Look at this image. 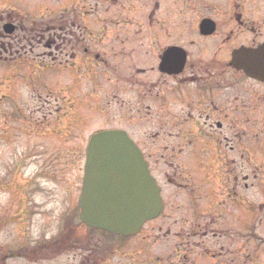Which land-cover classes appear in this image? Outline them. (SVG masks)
Listing matches in <instances>:
<instances>
[{
  "label": "flooded vegetation",
  "instance_id": "1",
  "mask_svg": "<svg viewBox=\"0 0 264 264\" xmlns=\"http://www.w3.org/2000/svg\"><path fill=\"white\" fill-rule=\"evenodd\" d=\"M59 1L0 0L1 76L78 68L90 80L87 109H73L69 99L42 107L45 117L80 128L92 121L91 109L126 132L163 209L136 236L88 230L76 216L79 224L72 217L56 239L30 243L31 218L21 216L20 202L15 210L8 190L14 214L7 196L0 264L55 255L139 264V256L154 261V254L164 264H244L245 207L264 211V81L235 64L264 49V0H61L56 7ZM52 91L38 95L48 103Z\"/></svg>",
  "mask_w": 264,
  "mask_h": 264
},
{
  "label": "rangeland",
  "instance_id": "2",
  "mask_svg": "<svg viewBox=\"0 0 264 264\" xmlns=\"http://www.w3.org/2000/svg\"><path fill=\"white\" fill-rule=\"evenodd\" d=\"M59 2L61 4L56 7L65 4V1ZM30 20L26 22L31 23L28 22ZM5 42L7 44L12 41ZM25 72L29 73L26 77L20 75L15 78H3L0 72V181L5 187L0 189V206L8 196V209H11V215L14 214L13 197L8 190L14 191L15 210L20 202V213L24 214L26 210L31 217L32 228L28 241L34 243L40 238H55L67 224L69 216L78 215L79 206L76 201L82 186L85 149L89 138L94 132L114 126L106 119H99L97 113L89 109L87 114L92 121L80 128L70 127L71 134L65 133L67 121L55 123L56 115L46 118L45 116H49L48 112L41 108H56L59 104H66L71 98L73 109L75 105L80 109H87L88 102L93 100L92 93L86 90L90 80L79 78L78 68L71 67L64 70H37L34 74L30 70ZM34 88L38 89L36 105L30 100ZM45 88H51L55 94L48 103L45 101L46 95H38L44 93ZM18 94L20 96L17 98ZM29 103L36 107L32 108ZM80 152L82 157L74 159ZM30 154H35L36 157H30ZM258 198L261 199L262 196L258 195ZM256 212L259 214L256 205L245 207V232L251 230L255 233L258 230L260 241L256 240V236L249 237L246 233L244 264H264V223L261 222L260 225L259 221L263 218H259ZM77 224L79 223L75 217L74 225ZM7 231L11 233L12 227L9 226ZM154 246H157L155 252L163 251L161 244ZM155 256L160 258V255L154 254V261H149L139 256L137 263L164 264L155 259ZM70 257L67 260L65 255H55L52 261L42 260L38 264H80ZM19 264L35 263L21 259Z\"/></svg>",
  "mask_w": 264,
  "mask_h": 264
},
{
  "label": "water",
  "instance_id": "3",
  "mask_svg": "<svg viewBox=\"0 0 264 264\" xmlns=\"http://www.w3.org/2000/svg\"><path fill=\"white\" fill-rule=\"evenodd\" d=\"M235 66L264 81V49L249 51ZM160 190L142 154L122 131L94 135L87 149L80 209L91 228L130 236L162 211Z\"/></svg>",
  "mask_w": 264,
  "mask_h": 264
}]
</instances>
